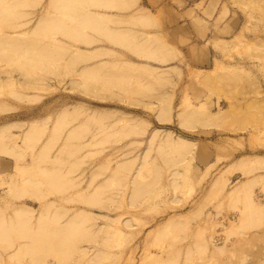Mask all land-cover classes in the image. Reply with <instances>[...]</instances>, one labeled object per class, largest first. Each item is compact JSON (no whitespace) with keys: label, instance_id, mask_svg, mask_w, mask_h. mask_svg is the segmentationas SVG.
Segmentation results:
<instances>
[{"label":"rangeland","instance_id":"1","mask_svg":"<svg viewBox=\"0 0 264 264\" xmlns=\"http://www.w3.org/2000/svg\"><path fill=\"white\" fill-rule=\"evenodd\" d=\"M169 3L0 0V264H264V0Z\"/></svg>","mask_w":264,"mask_h":264},{"label":"crops","instance_id":"2","mask_svg":"<svg viewBox=\"0 0 264 264\" xmlns=\"http://www.w3.org/2000/svg\"><path fill=\"white\" fill-rule=\"evenodd\" d=\"M220 2H222V0H170L168 4L170 8L169 14H190L191 21L199 24L197 29H208V26L203 23H206L208 19L204 18L209 16L212 12L214 13L213 10L217 8L221 9L222 6H220ZM157 9L160 10L162 8L158 7Z\"/></svg>","mask_w":264,"mask_h":264},{"label":"bare ground","instance_id":"3","mask_svg":"<svg viewBox=\"0 0 264 264\" xmlns=\"http://www.w3.org/2000/svg\"><path fill=\"white\" fill-rule=\"evenodd\" d=\"M78 57L79 58H84L83 56H78ZM9 125H13V124H9ZM0 137H1V132H0ZM179 140H181L183 144H188L187 143L188 141L186 139H184V138H179ZM0 152H1L0 154H2V153L7 154V155L11 154L10 150H8L7 147L2 145L1 143H0ZM4 154H3V156H5ZM253 168L256 169L257 167H253ZM42 176L46 180V182L48 184L50 183L51 185L55 184L56 181H59V178H58L59 176L56 173H54V174H42ZM29 182H32L31 178L23 179V183L24 184H27ZM242 184H243V188H244V194H245L246 202L249 205H251L252 204L251 187H250L251 186V180L250 179L244 180L242 182ZM237 192H238V190H234L232 195L236 194ZM21 215H22L21 212H17L16 213L17 217H19Z\"/></svg>","mask_w":264,"mask_h":264}]
</instances>
